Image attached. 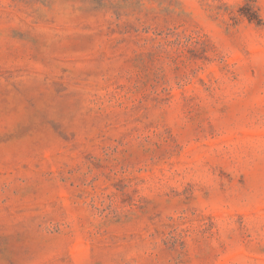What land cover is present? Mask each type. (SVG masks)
Listing matches in <instances>:
<instances>
[{
  "label": "rangeland",
  "instance_id": "obj_1",
  "mask_svg": "<svg viewBox=\"0 0 264 264\" xmlns=\"http://www.w3.org/2000/svg\"><path fill=\"white\" fill-rule=\"evenodd\" d=\"M0 264H264V0H0Z\"/></svg>",
  "mask_w": 264,
  "mask_h": 264
}]
</instances>
